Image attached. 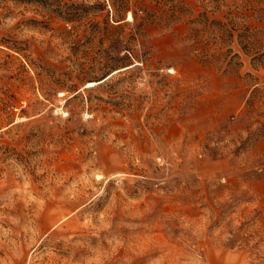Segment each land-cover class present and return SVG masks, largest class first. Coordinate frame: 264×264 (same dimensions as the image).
Masks as SVG:
<instances>
[{
    "label": "rangeland",
    "instance_id": "rangeland-1",
    "mask_svg": "<svg viewBox=\"0 0 264 264\" xmlns=\"http://www.w3.org/2000/svg\"><path fill=\"white\" fill-rule=\"evenodd\" d=\"M0 264H264V0H0Z\"/></svg>",
    "mask_w": 264,
    "mask_h": 264
},
{
    "label": "bare ground",
    "instance_id": "bare-ground-1",
    "mask_svg": "<svg viewBox=\"0 0 264 264\" xmlns=\"http://www.w3.org/2000/svg\"><path fill=\"white\" fill-rule=\"evenodd\" d=\"M128 20H132V16H131V14L129 15V19H128ZM87 86H88V87L95 86V82H89V83L87 84Z\"/></svg>",
    "mask_w": 264,
    "mask_h": 264
}]
</instances>
